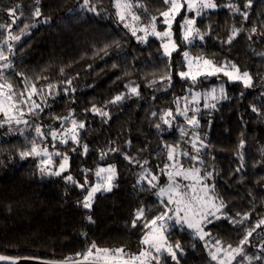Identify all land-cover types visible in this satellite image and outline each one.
I'll list each match as a JSON object with an SVG mask.
<instances>
[{
	"label": "trees",
	"instance_id": "1",
	"mask_svg": "<svg viewBox=\"0 0 264 264\" xmlns=\"http://www.w3.org/2000/svg\"><path fill=\"white\" fill-rule=\"evenodd\" d=\"M214 2L217 9L197 21L203 43L184 45L179 25L174 27L176 43L216 64H235L241 73H249L251 86L226 82L223 100L197 114L199 123L194 131L206 146L198 154L202 158L198 165L202 174L211 172L212 194L223 206L209 218L211 223L205 222L209 234L205 240L192 237L181 226H168L167 243L174 246L179 242L180 250L174 248L176 260L161 255L159 264H217L209 255L211 247H238L252 228L255 231L243 245V253L232 264H264V239L256 235L264 225L255 227L264 219V0ZM249 2L251 6L246 7ZM82 3L0 0V24H11L8 9H16L18 19L12 25V35L18 36L20 28L30 25L28 34L26 28L23 38L8 43L4 41L9 32L0 29V51L8 57L0 60V83H10L17 92L30 80L43 89L44 102L35 113L38 118L22 123L24 127L14 136L9 132L11 123L0 126V254L5 256L63 262L69 257L76 260V254L84 253L93 243L137 254L147 231L144 224L160 212L159 201L140 182V172L159 176L167 164L168 147L184 148L177 102L192 90L218 84L217 76L196 82L182 79V51L164 56L157 39H136L117 20L114 0H90L96 12L82 9ZM132 3L142 5L132 11L144 19L164 10L162 0ZM36 8L41 11L38 18L33 16ZM233 29L240 31L228 43ZM50 85L57 94L47 89ZM131 88H136L137 94ZM117 95L122 99L112 103ZM94 106L108 116L94 113ZM167 112L172 116L165 115ZM57 118L75 120L84 127L78 145L68 142V148L62 149L68 157L67 171L46 177L37 160L21 158L18 142L27 134L26 138H32L37 126L45 128ZM193 164L182 161L183 167ZM109 166L115 167L111 191L100 188L91 208L85 209L82 202L87 189L82 191L65 177L71 175L83 184L87 176L94 186L101 183L96 171ZM105 175L109 173H102ZM138 209H144V219L133 227ZM245 215L248 219L240 222ZM218 256H224L223 251Z\"/></svg>",
	"mask_w": 264,
	"mask_h": 264
},
{
	"label": "snow or ice",
	"instance_id": "2",
	"mask_svg": "<svg viewBox=\"0 0 264 264\" xmlns=\"http://www.w3.org/2000/svg\"><path fill=\"white\" fill-rule=\"evenodd\" d=\"M39 0H37V3ZM163 3L167 5V9L160 13V16L163 17V23L167 25V28L164 31L157 30V18L152 17L149 24L143 27H133L128 23H124L126 28H130L132 30V34L135 36L137 30L144 33V36L138 37V39L146 40L149 35H154L156 38L160 39L162 42V48L165 56H171V52L176 50V44L172 40V23L174 22L176 16L181 12L183 8H187L188 11H195L196 16L201 15V11L203 9H214L217 7L213 0H163ZM114 6L116 8V15L119 21L124 22L128 17H131L132 21L138 22L140 17L136 15L132 8L141 7L139 3L133 4L132 0H114ZM249 4L246 7H249ZM19 7V5H17ZM82 9H86L90 12H96L95 5H90V0H83V3L80 5ZM229 7H232L229 5ZM233 11H239L238 8H233ZM41 11L39 8H36L33 16L40 17ZM245 19H247V14H243ZM8 16L11 18V24H0V29H4L9 32L7 39L4 41L8 43V41H16L19 40L20 37L11 34L12 25L17 22L16 9L10 8L8 9ZM195 24V20L185 17L183 24H181V28L185 29L183 34V39L185 41H190V37L193 34H199L198 29H195L193 26ZM28 25H25V29ZM24 31L23 29L21 30ZM239 29H233L232 34L228 37L227 42L231 43L233 39H235L238 34ZM253 32L256 30L253 29ZM202 39V37H201ZM166 41V42H165ZM11 51V47L8 49ZM185 59L188 61V72L181 71L179 73L180 77L190 78L193 82H196L199 76L211 77L217 74L222 73L224 76L228 77L229 80H237L244 84L245 87L251 86V77L248 72H242L235 65L232 64L230 66L227 65H217L214 62L203 59L196 58V68L193 71V62L192 59L189 58L187 52L184 53ZM8 57L4 55L3 51H0V60H7ZM202 61V64H201ZM5 68L9 67L8 64L4 65ZM2 73H0V78H2ZM165 79H170V77H165ZM69 85H71V81H67ZM50 88L55 87L54 85H50ZM130 91L133 94H137L136 88H131ZM217 90L214 88L210 93L205 94L206 97L210 96L211 99L217 100L218 97L215 95ZM219 92L221 95L224 93L223 86L220 87ZM43 96V89H38L35 84H31L26 86L25 90L17 95L13 86L7 82L0 83V114L3 115L4 119L2 123H12L15 121L17 124L24 123L27 124L28 121L24 120L23 117L25 115L23 108L28 107L29 113H34L36 109L40 108V105L33 100L34 96ZM200 94H193V101L197 102V98ZM122 99V96L117 95L112 103H116ZM178 103V102H177ZM205 107H209L207 103H205ZM214 107V105H212ZM92 111L101 116H108L107 112H102L100 109L95 106L92 108ZM193 112L198 111V109H192ZM253 111H256L254 108ZM19 113V115H17ZM178 115H185L187 123L191 126H198V121L193 115L191 118H188L186 112H179ZM165 115L172 116L171 112H167ZM60 119V118H57ZM67 119V118H64ZM0 123V126H2ZM165 124H168V120H164ZM72 129L68 131L72 133L71 139L73 142L77 141V127L83 128L84 125L75 120L72 121ZM159 127V125H157ZM37 137L44 138L41 128L39 126L35 129ZM181 134L184 135L183 129H181ZM53 140L57 139V132L52 131L50 133ZM61 143H67L66 140L61 139ZM240 147H243V142H241ZM192 148L199 153L200 149L197 148L196 139L194 138L192 141ZM87 151V146H85V152ZM177 147L169 146L168 147V160L173 161L171 165H165L164 169H161L162 174L167 175L168 183L166 186L159 187V191L157 195L162 198H166L165 211L161 214L147 220L144 224L145 229L147 231L143 235L140 243L144 246L142 250L138 254H128L122 248L118 249H107V248H99L95 243H93L84 253H77V259L72 260L69 257L65 264H148L149 258L154 259L156 264H159L160 256L159 254L162 251H166L173 260H176V251L180 250L179 242H177L174 246L168 245L167 237L165 236V232L167 231V221L175 219V223L177 225H185L188 229L195 232V234L201 239L204 240L205 236L209 235L204 231L205 222L211 223V220L208 219L209 216H215L216 213L221 211L222 203H215V197L212 194V189L209 188L207 184H204L203 181L211 176V173L206 174L205 176L200 175V169L191 167L184 168L179 160L176 159ZM21 158H25L28 156L34 157H43L40 160L39 171L43 175H53L60 176L68 166V157L63 156L62 161L59 163L58 170L53 171L51 166L53 164V155L59 156L60 152L50 153L47 147H40L35 141H33L30 151H25L20 153ZM184 156H188L187 152L183 153ZM125 159H129L125 157ZM191 160L196 161L198 159L197 156H191ZM131 163V159H129ZM146 163V162H145ZM166 169H170L165 171ZM102 173H109V175L105 178L102 176ZM146 175H142L140 177L141 180L145 179L146 176H150L151 179L148 180V183L152 187H157V183L159 181V177L151 174L147 170H145ZM96 177L101 180L106 179V183L104 186L105 191H111L112 180L115 177V167L109 166L108 168H100L95 173ZM178 178L189 181V183L181 185L178 182ZM66 182H70L76 185V187L80 188L82 191L87 189V195L84 196V200L82 202L83 207L85 209H90L92 206L94 195L97 191L100 190L101 185L97 183L96 185H90V182L85 177L83 184L78 183L71 175L65 177ZM156 181L157 183H153ZM219 218V217H216ZM144 219V209H138L135 213L134 219L132 220V226L136 227L137 221ZM248 219V216L245 215L241 218L243 220ZM91 220V217H89ZM264 225V219L260 220L255 227H260ZM255 231V228L247 231L246 235L243 239L240 240V246L233 248L229 245L227 248L216 247L215 251H210L209 255L213 261H217V264H232V261L235 259L236 255H241L243 253V245L248 243V238L252 235V232ZM220 241H216V245H220ZM174 248L176 251H174ZM223 251L224 257L221 259L218 254ZM154 253L156 255H154ZM259 259V257H257ZM0 261H9V264H16L15 260H10L9 257L0 256Z\"/></svg>",
	"mask_w": 264,
	"mask_h": 264
},
{
	"label": "rangeland",
	"instance_id": "3",
	"mask_svg": "<svg viewBox=\"0 0 264 264\" xmlns=\"http://www.w3.org/2000/svg\"><path fill=\"white\" fill-rule=\"evenodd\" d=\"M156 2H159V1H156ZM213 3H215L214 0H213ZM162 5H164V7H163L164 10H166L168 6L163 3V0H162ZM231 6L232 7H229L231 10H233V8H236L235 5H231ZM216 9H217V7L214 8V9H203L201 11V15L200 16H196L195 11H188L187 8H186V6H185V8H183L181 10V12L176 16L174 22L172 23V27H171L172 40L175 42V44L177 46L175 51H177V50L180 49L182 51V56H183V59H184V70H183V72H188L189 71V69H188V61L184 57V53L185 52H187L188 55H189V58L192 59V62H193V71H195V68H196V63H197L196 58H203V59H207V60H210V61H212V60L209 59V58H207V57H205L203 54H198V55L190 54L189 50L184 49V46H180L179 44H177L176 43V37L174 35V27L176 25H179V27H180V34H181V42L184 45H186L187 47H192L193 45H197L198 43H201V42L203 43V41H202L203 40V37L200 34H198V35L197 34H193V36L190 37V41L191 42L185 41L183 39V34H184L185 29H182L181 28V24H183L185 17H187V18H190V19L195 20V24H194L193 27L195 29H197L196 27H197V21H198V19L204 17L205 14H207L208 12L214 11ZM132 10H133V8H132ZM234 12H237V11H234ZM153 17H156L157 18V21H156V23H157V30L158 31H164L167 28V25H165L162 22L163 21V17L160 16V13L158 15L153 16ZM151 19L152 18H146V19L140 18V20L138 22H135V21H132L131 17H128L126 21L121 22V21H119V19L117 17V20L121 23V25H124V23H128V24L132 25L133 27H136L137 25H138V27H143V26L149 24V22L151 21ZM25 25H28V28H30V25L29 24H25ZM28 28H27V34H28ZM22 29L24 30L23 32L21 31ZM127 29L132 34V30L130 28H127ZM17 32H18V36L20 38H23L24 37L23 34H26L25 27L20 28ZM141 36H144V33L137 30L136 35L134 37L136 39H138V37H141ZM149 36L157 39L158 42L161 44V47H162V42H161L160 39L156 38L154 35H149ZM201 37H202V39H201ZM138 40H140V39H138ZM175 51H172L171 53H173ZM162 55H164L163 48H162ZM201 64H202V61H201ZM217 65H219V64H217ZM220 65L230 66V65H232V63H229L227 61H222ZM214 76H217L219 78L217 85H215L214 87L209 88V89L192 90L190 95H188V96L184 97L182 100H179L178 101V103H177L179 105V110L178 111L179 112H186V115H187L188 118H191L192 117V116L191 117L188 116V113H191L192 112L193 115H195V117H196V119L198 121L197 114L201 110H211V109H213L215 107V105L218 102H220L221 100H223V98L225 97V93H226V91H225V84H226V82L227 83H241L242 85H244L240 81H237V80H229L228 77L224 76L222 73L217 74V75H214ZM211 77H213V76H211ZM200 78L208 79L209 77L199 76L197 78V80L200 79ZM188 79H190V78H188ZM33 83L34 82L28 80V81H26V84H24V89L18 90L20 92H18V91L16 92L14 90V92L17 95H19V93H21L22 91L25 90L26 86H29V85H31ZM221 86H223V88H224L223 95H221V93L219 92V89H220ZM214 88L217 90L215 92V95L218 97L217 100H213V99H211L210 96L206 97V95H205L207 93H210L212 91V89H214ZM40 89H42V88H40ZM47 89H50L51 90L52 88L47 87ZM45 91H46V93L48 95H51V96H52V94L55 95L58 92V91H56L54 89H52V94H51V92L49 90H45ZM194 93H199L200 94L198 96V98H197V102H194L193 101V94ZM33 100H35V102L40 105V108L42 107V104H44L41 96H39V95L38 96H34L33 97ZM205 103H207L209 105V107H205ZM212 105H214V107H212ZM38 109H36L34 113H29L28 107H24L23 108V111H24L25 115H24L23 119L25 120V116H26L28 118L27 121L32 122L30 119H36V118H38V114H35L38 111ZM188 109H191V110H188ZM192 109H198V111L193 112ZM17 115H19V113H17ZM179 117H180V120H182V122H181V125L182 126L180 128L179 134L182 137V141H183V144L182 145H184V148H182L180 146H177L176 159L179 160L181 164H182V161H187V160L188 161H192L194 163L192 165V167L199 168L200 169V175L201 176H205L206 174L211 173V172H207V173H204V174L201 173V167L198 164L202 162V158L199 157V155H198L199 153H197V151L192 148V141L195 138L196 139L197 148L200 149L199 152H204L206 150L205 144L201 140H199L198 133L196 131H194V130H196V127L197 126H191V125H189L187 123V120L185 118V115H179ZM3 119H4L3 115L0 114V123L3 122ZM48 120H49V118H48ZM198 123H199V121H198ZM7 124H9V123H2V125H7ZM44 126H45V128H41V131H42L43 136H44L43 139H41V137H37L36 132L34 131L32 133V138H26V137H28V134L25 137H20L21 140L18 142L19 143L18 145H19V147H20V145L22 146V147H20V150H22L23 152L30 151L31 146H32V143H33V141H35L40 147H42V148L43 147H47L48 148V151L50 153H54V152H57V151L60 152L61 155H59V156L53 155V157H52L53 164L51 166V169L53 171H55V170H58L59 163L62 161L63 156L66 155L65 152L62 149L63 148H68V145H69L68 142H71L72 143L71 145H74V146H77L78 145L77 143L79 142L78 136H79V133H80V128L77 127V129H76V132L78 134L77 135V141L78 142H73L72 139H71L72 133L68 131L69 129H72V127H73L72 120H69L68 118L67 119L61 118V119H57V120H54V121H51L50 120V122L47 125L45 124ZM21 127H24L22 125V123L17 124L15 121H13L10 124V126H9V132H11V134H13V136H14V134L19 133ZM181 129H183V131L185 133L184 135L181 134ZM52 131H56L57 132V139H55V140H53L52 137H51V135H50V133ZM22 134H23V132H22ZM61 139L66 140L67 143H61L60 142ZM185 152H187L189 155L188 156H184L183 153H185ZM167 154H168V149H167ZM241 154H242V152H241ZM191 156H197L198 159L196 161H193V160L190 159ZM28 157H31L32 159L37 160L38 161V164H40V160L43 159V157H34V156H28ZM166 160H167V165H171L173 163V161H169L168 160V155L166 156ZM184 168L187 169V168H191V167H184ZM67 169H68V166H67ZM67 169L65 171H67ZM168 170H170V169H166L165 171H168ZM140 174H141V176L142 175H146V174H144V170H142L140 172ZM45 176L46 177H48V176L53 177V175H45ZM104 177L106 178L107 176L105 175ZM157 177H159L158 183L156 181L153 182V183H157V187H155V188L152 187L148 183V180L151 179L150 176H146V178L143 179V180H141L140 182H142L143 185H146L151 190L152 197L154 199H156V200L159 201V203H160V206L158 207L160 209V212L158 213V215H159V214H161L162 212L165 211L166 198H164L162 200V198L157 195V192L159 191V187L166 186L167 185V183H168V177H167V175L162 174V173L159 176H157ZM178 182L181 183V185H184V184L189 183V181H184V180H182L180 178H178ZM105 183H106V179L105 180H101L100 185H101V188H102L103 191H105L104 190ZM203 183L204 184H207L209 186V188L212 189V184H213L212 176H210L207 179H205L203 181ZM105 192H107V191H105ZM215 203L220 204L216 199H215ZM155 208H157V207H155ZM210 217H214V216H209L208 219ZM172 224L177 225L175 223V219L174 218L172 220H168L167 221V226H169L170 228L173 227ZM177 226H181L182 228H185L186 230H188L190 232V234H191L192 237L201 240L195 234V232L192 231V230H190V229H188L187 226H185V225H177ZM256 235L263 236V239H264V229L259 230L256 233ZM205 238H206V236H205ZM205 238H204V240H205ZM209 246L211 247L210 244H209ZM142 248H144V246ZM211 251H215V248H213V250H212V247H211ZM163 254H168V253L166 251H162L159 254V256L161 257V255H163ZM154 255H156V254L154 253ZM236 256H238V255H236ZM220 258L223 259L225 257L222 256ZM214 262L217 263V261H214ZM148 264H156V261L154 259L149 258Z\"/></svg>",
	"mask_w": 264,
	"mask_h": 264
},
{
	"label": "water",
	"instance_id": "4",
	"mask_svg": "<svg viewBox=\"0 0 264 264\" xmlns=\"http://www.w3.org/2000/svg\"><path fill=\"white\" fill-rule=\"evenodd\" d=\"M0 256H5L0 254ZM9 257L10 260H15L16 264H65V261L63 262H53V261H47V260H41L37 258H17V257ZM0 264H9V261H0Z\"/></svg>",
	"mask_w": 264,
	"mask_h": 264
}]
</instances>
